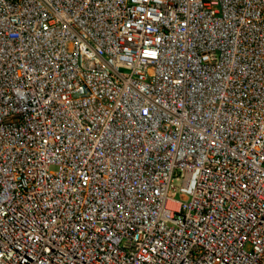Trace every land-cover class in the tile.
<instances>
[{"label": "built area", "instance_id": "1", "mask_svg": "<svg viewBox=\"0 0 264 264\" xmlns=\"http://www.w3.org/2000/svg\"><path fill=\"white\" fill-rule=\"evenodd\" d=\"M0 264H264V0H0Z\"/></svg>", "mask_w": 264, "mask_h": 264}, {"label": "rangeland", "instance_id": "2", "mask_svg": "<svg viewBox=\"0 0 264 264\" xmlns=\"http://www.w3.org/2000/svg\"><path fill=\"white\" fill-rule=\"evenodd\" d=\"M51 169H54V167H52Z\"/></svg>", "mask_w": 264, "mask_h": 264}]
</instances>
